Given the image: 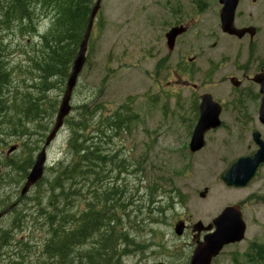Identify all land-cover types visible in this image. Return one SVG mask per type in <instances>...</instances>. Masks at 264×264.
I'll use <instances>...</instances> for the list:
<instances>
[{
	"label": "rangeland",
	"instance_id": "374dc122",
	"mask_svg": "<svg viewBox=\"0 0 264 264\" xmlns=\"http://www.w3.org/2000/svg\"><path fill=\"white\" fill-rule=\"evenodd\" d=\"M246 1L242 12L246 20L248 13L254 18L264 10V0L254 4ZM238 7L236 12L241 11ZM220 9L216 0H101L86 62L73 92L72 113L47 149L43 180L26 197L27 223L10 230L11 238L6 239L7 234L1 232L8 230L11 215L0 222V255H5L2 264L19 262L25 248L24 262L36 259L33 253L38 255L48 237L44 213L50 211L45 208L46 212L33 219L36 195L53 187L61 163L67 166L71 162L67 153L71 126L80 127L85 117L88 132L81 135L98 136L95 142L105 161L85 163L89 174L83 173L85 166L80 163L81 174L67 181L71 183L68 198L74 201L79 216L89 207H96L99 194L108 189L118 192L117 203L129 205L124 212L117 207L111 211L115 219L108 223L113 226L108 232L115 230L117 235L108 248L111 264H188L195 247L193 233L178 237L174 225L187 219L192 226L198 222L209 225L225 207L237 204L251 192L231 191L217 181L233 157L221 150L222 131L205 136L206 146L198 155H191L187 149L194 93L186 85L199 84L201 79V62L188 65L187 60L200 53L206 33L219 28ZM34 14L28 22L14 16L10 8L0 7V44L11 73L7 87L10 94L5 92L6 108L0 118V200L8 203L18 201L23 176L16 168L24 159L32 164L53 125L67 79L60 75L37 76L33 64L44 63L41 36L48 31L52 14L40 7ZM174 25L189 27L168 54L164 35ZM29 101H38L41 106L34 108L27 105ZM114 114L116 121L119 118L116 125L102 122L101 118L110 120ZM14 126L19 130L14 131ZM20 126L24 127L21 133ZM87 145L92 146L89 140ZM13 146L15 151L7 155ZM31 164L25 168L27 173ZM190 169L192 178L187 180ZM159 180L171 181L178 195L173 199L169 188L162 187ZM204 188L208 194L200 199L199 192ZM44 205L41 200L39 207ZM242 219L247 227L244 240L225 247L212 264H256L248 261L245 253L251 244L264 245V201L245 202ZM126 234L128 241L122 238ZM91 243L101 247L97 236L91 238Z\"/></svg>",
	"mask_w": 264,
	"mask_h": 264
},
{
	"label": "trees",
	"instance_id": "16d2710c",
	"mask_svg": "<svg viewBox=\"0 0 264 264\" xmlns=\"http://www.w3.org/2000/svg\"><path fill=\"white\" fill-rule=\"evenodd\" d=\"M91 5L92 0H0V7L3 9L5 7H8V9L10 8V11H12L14 16L18 17L20 20L26 19L30 22L34 19V10L36 7L44 9L46 14H52L51 25L48 31L41 36L44 45V49L41 47V51H45V56H42L44 63L43 65L33 64V68L37 72V76L42 74L40 77L41 79L45 78V74H47V77L50 75H60L64 79L67 78L69 68L89 21ZM33 30L35 29L33 28ZM40 35L41 34L39 33V36ZM3 58L4 51L0 44L1 113L4 112L6 108L3 102V100L6 99L5 92L8 90L6 94H10L7 87L10 84L11 75L10 70L6 66V61ZM27 105H31L34 108L35 105L41 106L38 101H29L27 102ZM19 111L22 110L19 109ZM114 116L115 114L110 118V120H106L107 117H103L101 120H104L102 122H106L107 124L111 123L116 125L117 121L119 122V118L116 121L113 118ZM11 117L13 118V115H11ZM19 120L20 118L18 117V121ZM69 122L73 125L72 120H69ZM87 123V117H85L79 123V126L82 129L78 126H71L69 148L72 150L74 158H72L71 162L67 166L63 163L58 166L59 169L57 171V177L53 183V187L50 185L48 191L40 193V199L38 195H36L35 200L37 202L34 201L36 203V213L33 215V219L42 215L45 208L50 210L49 212L45 211L46 213H44L46 214V223L48 226L47 239L43 243L38 255L35 256V253H33L34 258H36L34 261L24 262L25 256H27V249L24 247L25 253H20L19 262H15L14 264H32L33 262H35L33 264H111L109 260L111 256L108 254V248L113 244V240L117 238V235L115 230H112L110 233L103 232V230L105 228V224L109 225L108 223L115 219L111 214L112 209L115 207L124 208L125 211L129 205H120V202L117 203L116 196L118 192L116 190L110 191L108 189L99 194L100 197L98 196V198L101 203H98L96 207H89L84 214L79 216L76 212L74 201L69 200L68 198L71 183L67 181L72 180L74 175L78 177L81 174L78 172V169L81 167L80 163H83L85 166V168H83V173L89 174V167L86 166L85 163L94 165V162L105 161L104 155L102 156L99 153L97 148L99 146L95 142L98 139V136L92 138L89 136L83 137L81 135V132H88V129L85 128ZM20 127L21 133L23 132L24 127ZM13 130H19V128L14 126ZM87 140L90 141L92 146L87 145ZM27 164H31V161H28L27 163V159H24L23 162L18 165V168H16L22 173V182H24L27 176L25 169ZM81 188L82 186H80V189ZM172 195L173 198L176 196L175 193H172ZM149 196H151V194H149ZM41 200L45 201L46 207L45 205L42 208L39 207ZM26 201V198L21 202L18 199L17 204L12 206L14 202L8 203L6 199L0 200V212L1 210L12 206L9 210L11 220L8 224V230L1 232L5 235L7 234L6 239L11 238V235L8 234L10 230H18L22 227L20 225L21 223H27L25 220L27 218ZM110 203H117V206H110ZM21 205L24 206L20 207ZM73 208L74 211H72ZM159 212L162 213L163 208H160ZM65 224H69L70 226L66 228ZM111 229H113V227ZM92 233L100 235L101 247L91 243V238L95 236ZM122 237L125 241H128L127 235H122ZM6 239L5 241H1V243H5ZM18 246L21 247L19 242ZM109 251L114 250L113 248H110ZM102 252H106L107 254L102 257L100 256ZM40 255L42 260L38 261ZM3 256L5 255H0V264H2L1 257ZM245 256L247 260L252 263L264 264V245H249ZM12 263L13 262H10L9 264Z\"/></svg>",
	"mask_w": 264,
	"mask_h": 264
},
{
	"label": "flooded vegetation",
	"instance_id": "af4514ba",
	"mask_svg": "<svg viewBox=\"0 0 264 264\" xmlns=\"http://www.w3.org/2000/svg\"><path fill=\"white\" fill-rule=\"evenodd\" d=\"M255 2L256 0H252L253 4ZM238 5V10L241 11L235 12L234 27L245 30L246 33L241 37L229 35L220 27L206 33L200 53L187 60L188 65L197 60L201 62L200 83L186 86L194 93L191 94L194 97L191 102L194 103L191 105L188 135L191 137L198 118L199 98L209 96L220 107L221 123L216 130L207 132L206 136L222 131L223 138L219 144L221 150L228 157L230 154L233 156L222 172L233 163L237 165L238 175H252L243 188L222 186L231 191H251L237 203L242 209L244 203L250 200L264 201V10L254 18L248 13L246 20L242 12L246 10L247 1L240 0ZM181 36L176 38L174 50ZM183 86L185 87L184 84ZM213 180L216 185L219 179ZM204 191L208 192V189L204 188ZM24 199L19 197L20 201ZM16 204L14 202L12 206ZM184 224L185 232L193 233L192 242L196 245L204 233L194 232L188 219Z\"/></svg>",
	"mask_w": 264,
	"mask_h": 264
},
{
	"label": "water",
	"instance_id": "95a60500",
	"mask_svg": "<svg viewBox=\"0 0 264 264\" xmlns=\"http://www.w3.org/2000/svg\"><path fill=\"white\" fill-rule=\"evenodd\" d=\"M101 0H96L93 5L86 31L83 39L80 42L78 51L72 62L71 70L67 77L65 90L63 92L54 125L49 135L45 140V144L36 155L32 168L26 178V182L21 190V195H25L43 176L45 162H46V147L54 140L57 132L62 128L64 119L71 111V96L76 86L77 78L81 72L86 60V52L88 41L90 38L92 26L96 14L100 8ZM222 6L219 14L220 27L222 31L229 35L241 37L246 33L245 30H237L234 27V14L238 6L239 0H218ZM186 31L183 27H173L166 34V46L169 51L173 49L176 38ZM199 118L194 129L189 149L192 153L199 151L204 146V134L208 130L215 129L219 126L220 107L215 104L209 96L200 97L198 106ZM14 148L9 150L12 152ZM237 165L231 164L230 167L221 174V180L229 187H244L252 178V175L241 176L236 173ZM205 196V192L201 197ZM3 213L0 214V218ZM214 231L203 238V242H199L194 249L189 264H211L224 246L229 244L239 243L244 239L245 224L242 221L238 206H231L225 208L222 213L213 221ZM197 230L209 231L211 226L204 228L200 223L197 224ZM184 229L183 222H178L174 225V232L177 236H181ZM162 264V263H157Z\"/></svg>",
	"mask_w": 264,
	"mask_h": 264
},
{
	"label": "bare ground",
	"instance_id": "6f19581e",
	"mask_svg": "<svg viewBox=\"0 0 264 264\" xmlns=\"http://www.w3.org/2000/svg\"><path fill=\"white\" fill-rule=\"evenodd\" d=\"M39 44V43H38ZM51 45V44H50ZM68 146V145H67ZM107 153V152H106ZM111 153V152H110ZM108 154V153H107ZM104 155V154H103ZM114 156V155H113ZM113 158V157H112ZM114 158H115V156H114ZM118 158V157H117ZM110 160V159H109ZM114 161L116 162V160L114 159ZM112 163V162H111ZM111 163H109V164H111ZM112 165V164H111ZM117 165V164H116ZM111 167V166H110ZM85 168V167H84ZM112 168V167H111ZM125 177V176H124ZM108 180V179H107ZM108 182V181H107ZM112 182V181H111ZM113 183V182H112ZM104 186V185H103ZM109 186V185H108ZM108 186H106V188L108 187ZM111 187V186H110ZM113 187V186H112ZM123 187V186H122ZM105 188V189H106ZM114 188V187H113ZM102 189V188H101ZM108 189V188H107ZM116 189V188H115ZM120 189V188H119ZM123 189V188H122ZM95 190V189H94ZM123 191V190H122ZM98 192V191H97ZM104 197V196H103ZM88 199V198H87ZM99 199V198H98ZM101 199V198H100ZM92 200V199H91ZM111 208V207H110ZM102 222V221H101ZM111 226V225H110ZM104 228V227H103ZM127 235V234H126ZM114 236V235H113ZM87 238V237H86ZM85 238V239H86ZM109 246V245H108ZM58 247V246H57ZM115 247V246H114ZM52 248V247H51ZM123 249V248H122ZM117 252V251H116ZM57 255V254H56ZM113 255V254H112ZM21 264V263H20Z\"/></svg>",
	"mask_w": 264,
	"mask_h": 264
}]
</instances>
